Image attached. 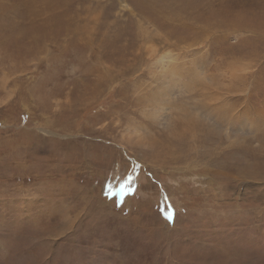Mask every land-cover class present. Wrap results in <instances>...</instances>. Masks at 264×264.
<instances>
[{
  "label": "rangeland",
  "instance_id": "rangeland-1",
  "mask_svg": "<svg viewBox=\"0 0 264 264\" xmlns=\"http://www.w3.org/2000/svg\"><path fill=\"white\" fill-rule=\"evenodd\" d=\"M0 264H264V0H0Z\"/></svg>",
  "mask_w": 264,
  "mask_h": 264
},
{
  "label": "snow or ice",
  "instance_id": "snow-or-ice-1",
  "mask_svg": "<svg viewBox=\"0 0 264 264\" xmlns=\"http://www.w3.org/2000/svg\"><path fill=\"white\" fill-rule=\"evenodd\" d=\"M133 184V178L130 176L128 180L125 181L124 185L121 188V194H124L125 192L127 194L134 193V188L132 187ZM109 192H111V187L109 186ZM167 200V197H165ZM174 211H168L166 215V219L169 221H172L174 219Z\"/></svg>",
  "mask_w": 264,
  "mask_h": 264
},
{
  "label": "bare ground",
  "instance_id": "bare-ground-1",
  "mask_svg": "<svg viewBox=\"0 0 264 264\" xmlns=\"http://www.w3.org/2000/svg\"><path fill=\"white\" fill-rule=\"evenodd\" d=\"M172 75V74H171ZM167 88V87H166ZM168 89V88H167ZM218 92V91H217ZM167 94V93H166ZM156 96V95H155ZM212 96V95H211ZM216 96H217V94H216ZM213 98H214V96H213ZM219 98V97H218ZM151 99V98H150ZM215 100V99H214ZM213 100V101H214ZM221 100V99H220ZM221 102V101H220ZM213 110H212V113L213 114H217L218 113V110L220 111V109L221 108H223L224 107V104L223 103H219V101L216 99L214 102H213ZM224 112V111H223ZM230 123V122H229ZM241 124V123H240ZM47 133V132H46ZM214 135V134H213ZM213 139V138H212ZM231 141V140H230ZM224 143V142H223ZM225 144V143H224ZM222 164V163H221ZM214 169V168H213ZM217 171H219V170H217ZM225 174V173H224Z\"/></svg>",
  "mask_w": 264,
  "mask_h": 264
}]
</instances>
